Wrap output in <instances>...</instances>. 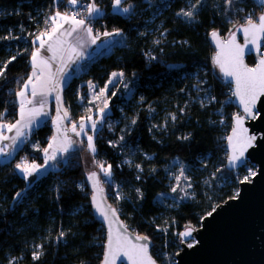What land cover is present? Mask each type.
Wrapping results in <instances>:
<instances>
[{"label":"trees","instance_id":"16d2710c","mask_svg":"<svg viewBox=\"0 0 264 264\" xmlns=\"http://www.w3.org/2000/svg\"><path fill=\"white\" fill-rule=\"evenodd\" d=\"M66 1L61 0L60 11L68 10ZM96 2L103 19L93 23L94 32L120 29L123 39L86 63L64 87L63 102L70 122L77 123L87 117L82 98L88 95L89 82L103 88L113 72L124 74L132 93L127 97L123 89L111 87L108 118L94 137L95 160L111 165L114 180L136 188L129 200L120 203L113 185L99 174L121 218L133 232L148 237L159 264H171L182 243L179 234L187 227H200L205 216L237 195L240 181L247 176L249 163L235 171L225 167L226 141L239 109L233 103L232 87L221 80L213 63L215 49L208 35L217 31L226 38L248 13L255 18L261 9L253 0H236L231 9L224 0H204L203 8L188 22L176 13L195 0H151V4L124 0L123 4L134 6L130 15L117 14L113 0ZM54 10L53 0H0V67L16 56L0 77V112L4 113L0 122L14 123L18 118L15 92L31 73L35 34L44 30V21ZM9 33L19 39H3ZM247 62L253 66V57L248 56ZM201 88L205 91H198ZM206 93L215 99H198ZM156 118L157 125L152 122ZM53 134L49 119L31 133L11 161L0 162V264L102 262L106 232L93 215L85 182L87 140L65 158L70 163L59 159L54 169L31 185L16 168L22 161L42 165L43 150ZM127 156L142 171L124 164ZM176 163L191 178L193 199L185 212L170 210L165 201L183 197L181 187L172 192L169 184ZM222 178L226 179L223 185ZM17 192L21 197L14 202ZM167 215L170 221L176 215L186 217L177 230L173 224L165 230ZM61 231L65 235L57 241ZM37 245H42V254L34 260Z\"/></svg>","mask_w":264,"mask_h":264},{"label":"snow or ice","instance_id":"6c2138e0","mask_svg":"<svg viewBox=\"0 0 264 264\" xmlns=\"http://www.w3.org/2000/svg\"><path fill=\"white\" fill-rule=\"evenodd\" d=\"M61 0H53V5L55 10L50 14L44 21L45 28L43 31L35 34V39L33 40L34 50L30 53V65L31 74L27 77V80L23 83L21 89L15 92V95L19 97V119L15 123L0 122V144L3 141H11V144H3L0 146V156H10L11 152L5 151L6 148H12L13 151L16 150L20 143H23L31 132L32 127L40 115H47L43 112L44 108V97L51 94L52 91H62L63 86L68 84L69 73L65 72L63 69L67 67L65 63L64 55L70 53L71 63L75 64L77 60L84 58V52L82 49L85 47L84 37L86 36L92 44H96L101 38H110L122 35L120 29H114L113 31H103L99 30L94 32L92 27L93 23L97 20L103 19L101 15V9L98 6L96 0H90L86 6L80 5V0H67V4L71 6V11H60L59 5ZM124 0H113L112 8L117 14L130 15L134 6L129 4L128 6L122 7ZM151 4V0H148ZM236 3V0H224L226 8L231 9ZM254 5L261 9L260 15L258 17H253L250 12L246 15L244 23L240 26V31L243 32L245 36V44L242 47L235 43V37L227 42V45L218 43L217 46L222 49L227 46L229 48V55L226 58L221 57V54H217L213 58L214 63L219 67L220 71L225 77H232L234 79L235 90L232 92V96L236 97L239 104L243 107L244 114L252 119H258V113H254V108L257 99L260 96H264V51H262V46L259 41L264 39V0H254ZM204 6V0H195L190 6L185 9H180L176 13L178 17H184L188 22L194 20L198 10L202 9ZM79 7H83V13L79 11ZM238 11H243V9H237ZM50 22V23H49ZM67 25L68 27H65ZM73 33H78L75 45L68 42V37H71ZM83 35H80V34ZM163 34V33H162ZM213 38H218L217 32L211 33ZM3 39H19L18 37H13L11 33L8 36L3 37ZM37 42H39L37 44ZM157 40L155 43H159ZM249 44L254 47L249 49V52H255L261 58L259 63L254 68H249L243 62V50ZM79 49V50H78ZM44 52L51 53V57L45 56ZM75 58L72 59L71 57ZM16 59V56H12L8 61L4 62L2 67H0V77H3L5 71H7L8 65ZM59 59L61 61V67L56 68L53 71V62ZM151 59H156L152 56ZM123 73L111 74V78L108 80L104 88H101L99 92L96 93L94 99L99 100L101 97H106L107 85L113 84L114 78L117 76L123 77ZM59 77V78H57ZM92 89L95 85L89 82ZM30 89V92H29ZM29 95L33 99H29ZM115 95V92L112 93ZM42 99L39 101V107L33 104V100L37 97ZM83 99V98H82ZM210 99L214 100V97ZM56 100L60 101L61 96L58 94ZM90 103L92 101H89ZM27 105H33L32 107H27ZM108 109V99L105 98L103 101V107L98 109L97 118L93 116H87L86 119L82 118L79 124V130H77V125L72 124V132L76 136H81L83 134L87 137V150L95 157L96 147H95V135L102 129L105 121L107 120V110ZM68 113L65 111L63 117H61L60 109L57 110V136L52 137V142L49 143L48 149H44L45 160L43 165H37L35 163L27 164L22 162L16 164V168L23 173L25 180L28 177L33 176L36 173H40L41 169H47L49 167V161L57 162L58 154L60 160L65 164L70 163V160L65 159L66 154H70L74 151L75 142L68 137L67 131L60 133L59 121L61 119L67 118ZM172 120L175 121L176 117L173 115ZM4 120V113L0 112V121ZM235 127L233 128V135L228 137L229 146L231 148V155L228 157L229 164L235 166L237 161H240L244 156L245 151L253 146V141L257 139L255 135H247L248 129L243 127L244 115L236 114L234 116ZM132 124L136 123L133 119ZM109 127H111L109 125ZM14 132L13 136H8L5 132ZM89 131L92 133L89 135ZM121 140L124 139L123 136L120 137ZM187 139V137H185ZM84 143V141H81ZM55 145V146H54ZM112 146H115L113 144ZM51 150V152L49 151ZM100 168L106 182L111 183L112 171L111 165L107 167L103 163L94 161ZM137 169H140L139 165H136ZM142 171V169H140ZM256 175V172H250L249 175L245 176L240 182L247 183L252 177ZM180 177L184 176V169H180ZM140 177L137 176V179ZM87 179L92 182L93 196L92 201L96 207V211L99 216L108 222V236L107 244L104 252L103 264H116L117 259L121 257L127 258L130 264H155L151 256L148 254V237L139 236L135 237L133 242L129 239L127 235V229L120 225L123 229L122 232L113 233L112 223L117 218V209L111 206L101 207L97 203L96 191L101 183L100 178L97 176L95 171L88 174ZM179 180V177H177ZM187 180V177H184ZM176 187L172 188L173 192L177 191ZM191 185L189 184L188 187ZM186 191V190H185ZM139 192V189H137ZM239 193H237V196ZM21 197V193L17 192L14 196V202H18V198ZM117 198H121V194L117 193ZM211 215V213H209ZM112 217V220L109 217ZM65 233L60 232L57 241L63 239ZM182 238L192 235V229L189 227L188 230L179 234ZM191 248L193 245L188 244ZM37 251L33 252V259L38 260L42 254L39 249L42 245L36 246ZM9 264H13L12 261Z\"/></svg>","mask_w":264,"mask_h":264},{"label":"water","instance_id":"95a60500","mask_svg":"<svg viewBox=\"0 0 264 264\" xmlns=\"http://www.w3.org/2000/svg\"><path fill=\"white\" fill-rule=\"evenodd\" d=\"M254 1V0H253ZM240 26H237L226 38L217 31H211L208 38L212 47L215 49V55L221 54L222 59L229 55V48L225 46L223 49L218 47L217 44L227 45L233 36L235 43L241 45L245 44V36L240 31ZM217 32L218 38H213L211 33ZM264 46V39L259 41ZM249 44L243 50V62L247 67L254 68L259 63L261 58L255 52H249L253 48ZM264 51V47H262ZM252 56L254 65L251 66L247 62V57ZM213 57V58H214ZM214 63V60H213ZM218 69L221 80L225 84L235 90L234 79L232 77H225L220 71L219 67L214 63ZM233 103L239 109V113L244 115L243 127L248 129L247 135H255L257 139L253 141V146L249 147L240 161L236 165L229 164L228 157L231 155V148L229 146L228 137L233 135V128L235 121L233 118L232 129L227 137L226 147L228 157L226 160V169L228 171H235L247 165H254L256 167V175L251 178L247 183L239 184V195L227 200L226 202L218 205L211 215L205 216L200 223V227L192 229V235L188 237H181V251L176 255L177 264H264V96H260L255 104L254 113H258V119H252L244 114L243 107L239 104L236 97L233 96ZM97 173L100 178L99 173ZM92 170L87 171L85 175V182L91 192L90 202L94 217L99 221L106 232V242L108 236V222H105L96 211L93 204V188L92 182L87 179L88 174ZM100 185L96 191L97 203L100 206H111L117 209L108 199L106 188L100 178ZM112 220V217H109ZM123 225L127 229V235L133 242L138 235L133 232L128 224L121 218L117 209V218L112 223L113 233L122 232L120 227ZM185 228L182 232L188 230ZM181 232V233H182ZM142 236V235H139ZM193 239V247L189 248L186 241ZM149 247L148 254L151 256L155 264H159L151 254V241L148 239ZM105 252V249H104ZM104 259V255H103ZM103 259L100 264H103ZM116 264H130V261L125 257L117 259Z\"/></svg>","mask_w":264,"mask_h":264},{"label":"rangeland","instance_id":"374dc122","mask_svg":"<svg viewBox=\"0 0 264 264\" xmlns=\"http://www.w3.org/2000/svg\"><path fill=\"white\" fill-rule=\"evenodd\" d=\"M115 73H121V72H115ZM110 78H111V76H110ZM123 78H124V76L123 77L117 76L116 78H114L113 84L107 85L106 97H101V99H99V100L94 99V97H95L96 93L99 92V90L101 88H99L95 84L91 83L92 85H95V88L92 89L90 87V84H89L88 95L84 96L82 99L83 106L87 112V116H93L94 119L97 118L98 109L103 107V101L105 98L108 99V109L106 111H107V115L109 114V92H110V89L113 85L123 89L125 92V95L127 97H129L131 95L132 90L130 88V85ZM198 91L202 92V91H205V89L201 88ZM198 99L201 100L202 102H205V101H208L210 99V95L208 93L204 94L203 96L199 95ZM89 101H92V102L90 103ZM80 122H81V120L77 123L70 122V124H67L64 121V119H62L61 121H59V124H58L59 129H60V133H63L66 130L68 137L75 142L74 150L82 147L81 141L83 139L87 140V137L84 136L83 134H81V136H76L71 130L72 124H76L77 130H79L78 126H79ZM152 122H153V124L157 125L159 122V118L152 119ZM88 134L91 135L92 133L89 131ZM70 154H66L65 158ZM94 161H96L95 157H93V155L89 151L84 154V166H85L86 171L96 170L99 174H103L101 172L100 168L97 166V164ZM123 163L129 167H136V165H135L136 163L134 162V159L131 156L125 157L123 160ZM50 166L52 167L55 165L52 164ZM181 167L184 169V167L180 163H176V165L172 168V170L169 173V181H170L169 184H170L171 191H172L173 187H176L177 185H179L177 188L181 187L183 197L182 198H176L174 196L172 198H166L165 201L168 203L167 205H168L170 210L185 212L186 209H188V204L190 203L191 199H193V193H192L193 189H192V184L190 183L191 178L187 175V173L185 172V169H184V176L183 177L179 176ZM247 169H248L247 175H249L250 172H253V171L256 172V167L254 165L248 166ZM177 177H179V180L177 179ZM184 177H187V180H185ZM104 181L106 182V178ZM225 182H226L225 178H222L220 180L221 185H223ZM111 184L113 185L114 196L120 203L124 200H129L131 198V195H133V193L136 192V188L133 185H128V186L123 185L122 182L114 180L113 178H111ZM189 184L191 185L190 187H188ZM117 193L121 194V198H117ZM170 216L171 215H167L166 218H164V220H163L164 224H165L163 229H165V230H167L169 228V226H171L172 224L175 225L176 230H177L178 228H180L182 226V224H183L182 222L185 220V217H186V216H182V215H176V217L173 218V221H170L169 220ZM160 229L161 228H159V230ZM193 242H194V240H191V242H187V244L193 243Z\"/></svg>","mask_w":264,"mask_h":264},{"label":"crops","instance_id":"0c3cea01","mask_svg":"<svg viewBox=\"0 0 264 264\" xmlns=\"http://www.w3.org/2000/svg\"><path fill=\"white\" fill-rule=\"evenodd\" d=\"M129 5V4H128ZM128 5H125V4H122V7H125V6H128ZM64 11H68V10H64ZM63 12V11H62ZM103 14V11L101 10V15ZM50 23V22H49ZM65 27H68L67 25H65ZM77 35L78 33H73L71 37H68V42L70 44H73L75 45L76 43V38H77ZM80 35H83L82 33ZM123 39V35H120V36H115V37H110V38H104V37H101L96 44H92L90 40H88V38L85 36L84 37V41L82 42H85V47L82 49V51L84 52V58L80 59V60H77L75 64L71 63V59H70V56L71 54L70 53H66L64 55V60H65V63H67V67H64V71L69 73V76H68V83L69 81L78 73H80L86 63L92 59L93 57H95L96 55L100 54L102 51L106 50V49H109L115 42L117 41H122ZM39 42H37L38 44ZM34 50V49H33ZM79 50V49H78ZM44 55L45 56H48V57H51V53H48V52H44ZM72 59H74L75 57L72 56L71 57ZM58 67H61V61L59 59H57L56 61L53 62V71L56 70V68ZM31 74V73H30ZM59 78V77H57ZM67 85V84H66ZM65 85V86H66ZM63 86V89L64 87ZM63 89L62 91H52L50 95H48L47 97H44L43 100H44V108H43V112L47 113V115H40L39 118L36 120V122L34 123L33 127H32V130L30 133H28V136L27 138L31 135V133L37 129L38 127H40L41 125H43L47 120L51 119L52 120V125H53V128H54V134L53 136H57L58 133H57V123L55 122L56 121V118H57V110L60 109V113H61V117H63V113L67 111L65 105H64V102H63ZM29 92H30V89H29ZM60 95L61 96V100L60 101H57L56 100V96L57 95ZM29 99H33L30 95L28 97ZM42 98L37 96L34 100H33V104L36 105V107H39V101L41 100ZM17 100H18V105H19V97H17ZM33 105H27V107H32ZM19 119V109H18V118L17 120ZM62 120V119H61ZM60 120V121H61ZM64 121L67 123V124H70V120H69V113H68V116L67 118L64 119ZM15 123V122H14ZM6 135L8 136H13L15 133L14 132H5ZM27 140V139H26ZM25 140V141H26ZM24 141V142H25ZM23 143H20L18 145V147L16 148L15 151H13L12 148H6L5 151L7 152H11L12 155L10 156H0V162L1 163H7L9 161H11L13 159V157L15 156L16 152L19 150V148L24 144ZM52 142V139L51 141ZM3 144H11V141L8 140V141H3L2 144H0V146H3ZM49 146V144H48ZM48 146L46 147V149H48ZM55 146V145H54ZM51 152V150H49ZM59 154H58V160H59ZM44 160H45V155H44ZM22 162H26V161H22ZM27 164H32V163H29V162H26ZM37 164V163H35ZM44 164V163H43ZM42 164V165H43ZM55 165V166H50V165ZM37 165H40V164H37ZM54 167H56V162H52V161H49V167L47 169H41V172L40 173H36L34 174L33 176H30L28 177V179L26 180L27 184L28 185H31L34 181H36L39 177H41L42 175L46 174L48 172V170L50 169H54ZM18 170V169H17ZM18 172L24 177L23 173H21L19 170Z\"/></svg>","mask_w":264,"mask_h":264},{"label":"built area","instance_id":"2783aa9c","mask_svg":"<svg viewBox=\"0 0 264 264\" xmlns=\"http://www.w3.org/2000/svg\"><path fill=\"white\" fill-rule=\"evenodd\" d=\"M88 3H89V2H87V1H80V5H82V6H86ZM65 7L68 8V11H71V6L67 4V1L65 2ZM79 11H81V12L83 13V11H84L83 7H79ZM92 27H93V25H92ZM93 29H94V28H93ZM232 92H233V91H232ZM245 166H246V165H245ZM247 172H248V169H247ZM250 180H251V179H250ZM191 240H193V239H190V240H188V241H186V242H191ZM181 241H182V240H181ZM191 244L193 245L194 242L191 243ZM180 251H181V246H180V250L175 254L174 259L171 261V264H177L176 255H177Z\"/></svg>","mask_w":264,"mask_h":264}]
</instances>
